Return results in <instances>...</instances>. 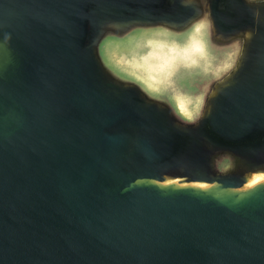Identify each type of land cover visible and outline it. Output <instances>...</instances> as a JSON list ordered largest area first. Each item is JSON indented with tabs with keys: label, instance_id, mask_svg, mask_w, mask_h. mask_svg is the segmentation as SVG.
<instances>
[{
	"label": "water",
	"instance_id": "95a60500",
	"mask_svg": "<svg viewBox=\"0 0 264 264\" xmlns=\"http://www.w3.org/2000/svg\"><path fill=\"white\" fill-rule=\"evenodd\" d=\"M198 1L0 0V264H264V185L227 191L231 170L264 167V0H229L230 33L204 0L208 30L245 48L194 124L103 71L109 30L177 32ZM222 150L236 164L216 173ZM156 173L217 185L161 187Z\"/></svg>",
	"mask_w": 264,
	"mask_h": 264
},
{
	"label": "rangeland",
	"instance_id": "374dc122",
	"mask_svg": "<svg viewBox=\"0 0 264 264\" xmlns=\"http://www.w3.org/2000/svg\"><path fill=\"white\" fill-rule=\"evenodd\" d=\"M198 2L203 9L197 19L177 32L165 24H136L121 37L109 30L98 44L106 65L103 71L110 79L134 84L158 102L169 99L172 108L183 113L171 116L174 123L183 126L201 119L214 87L238 68L245 48L243 38L221 39L209 31L204 0ZM213 158L216 173L236 164L234 155L224 150L215 152Z\"/></svg>",
	"mask_w": 264,
	"mask_h": 264
},
{
	"label": "bare ground",
	"instance_id": "6f19581e",
	"mask_svg": "<svg viewBox=\"0 0 264 264\" xmlns=\"http://www.w3.org/2000/svg\"><path fill=\"white\" fill-rule=\"evenodd\" d=\"M199 149L198 145H195L191 149L190 156ZM190 172V170H189ZM232 176L237 182V186L229 188L227 191L233 193H244L253 189L256 186L264 185V167L249 169L245 167H239L230 171ZM255 177H258L255 183ZM149 183L170 188H193L196 190L207 191L217 185V182L209 178L196 177L190 174L183 175L179 173H156L152 178L148 179Z\"/></svg>",
	"mask_w": 264,
	"mask_h": 264
},
{
	"label": "flooded vegetation",
	"instance_id": "af4514ba",
	"mask_svg": "<svg viewBox=\"0 0 264 264\" xmlns=\"http://www.w3.org/2000/svg\"><path fill=\"white\" fill-rule=\"evenodd\" d=\"M228 1L229 0H218L217 4H216V7H215V10L214 11V15H215V18H217L218 20V23H219V26L220 28H222L224 31H226L227 33H230V32H233L235 31L236 27L234 26L235 24H227L224 22V20L219 16V11L220 12H224L226 11V6L228 4ZM242 9V8H241ZM253 13V12H252ZM236 16V15H235ZM231 22V21H230ZM232 23V22H231ZM179 112H181L179 110Z\"/></svg>",
	"mask_w": 264,
	"mask_h": 264
}]
</instances>
